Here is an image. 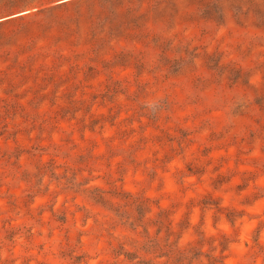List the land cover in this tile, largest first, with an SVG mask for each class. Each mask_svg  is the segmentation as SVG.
Here are the masks:
<instances>
[{"label": "rangeland", "instance_id": "1", "mask_svg": "<svg viewBox=\"0 0 264 264\" xmlns=\"http://www.w3.org/2000/svg\"><path fill=\"white\" fill-rule=\"evenodd\" d=\"M0 264H264V0H0Z\"/></svg>", "mask_w": 264, "mask_h": 264}]
</instances>
